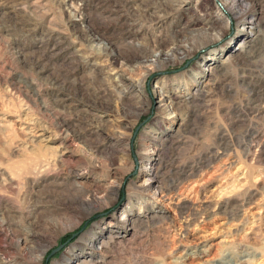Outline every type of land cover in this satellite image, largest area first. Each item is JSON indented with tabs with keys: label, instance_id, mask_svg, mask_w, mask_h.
<instances>
[{
	"label": "rangeland",
	"instance_id": "rangeland-1",
	"mask_svg": "<svg viewBox=\"0 0 264 264\" xmlns=\"http://www.w3.org/2000/svg\"><path fill=\"white\" fill-rule=\"evenodd\" d=\"M0 264H264V0H0Z\"/></svg>",
	"mask_w": 264,
	"mask_h": 264
},
{
	"label": "water",
	"instance_id": "water-1",
	"mask_svg": "<svg viewBox=\"0 0 264 264\" xmlns=\"http://www.w3.org/2000/svg\"><path fill=\"white\" fill-rule=\"evenodd\" d=\"M54 251H55V250H54ZM54 251H53V252H54Z\"/></svg>",
	"mask_w": 264,
	"mask_h": 264
}]
</instances>
